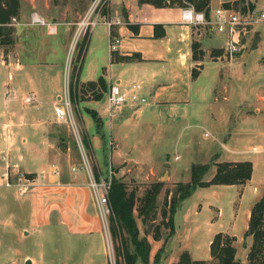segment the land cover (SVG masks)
<instances>
[{"label": "crops", "instance_id": "0c3cea01", "mask_svg": "<svg viewBox=\"0 0 264 264\" xmlns=\"http://www.w3.org/2000/svg\"><path fill=\"white\" fill-rule=\"evenodd\" d=\"M165 1L166 4L159 7L140 0H106L104 14L101 15L98 23L87 27L86 31L84 30L87 32V36L81 62H79L78 81L80 84L97 81L99 78H103L105 81L106 90L103 92L102 98L99 100L90 99L83 105L84 110L87 108L95 111L102 120L101 134L105 137V147L104 149L99 147L101 134H98L96 126L92 133L89 132L90 123L87 124L84 138L92 152L95 150L97 154L103 152L108 154L111 163H119L121 160L133 162L134 156L131 147L124 148L122 144L125 139H131V136H133L132 139L137 136L140 139L143 133L150 131L151 127L155 126L171 128L194 126L200 123L204 127V137L208 138L204 147L208 149V164L211 169L215 171L217 162L250 161L252 163L251 176L246 182L238 185L240 187L239 200L243 196H248L250 199L243 216L239 217L238 201L236 205L232 206L227 217L225 209L221 206L209 204L215 208L211 221L222 223L220 224L222 230L212 232V237L207 242L208 256L196 259H210V241L214 234L221 232L235 238L233 242L236 250L235 257L239 261L238 264H244L252 242V237L245 235L250 211L254 203L264 194V126L261 116L257 115L261 110L254 106L252 113L253 110L251 111L250 108L253 105H243L245 107L239 105V108L237 105L236 110H233L222 102V100H226L225 91L220 92L222 100L214 99L213 89L221 81V79L219 80L220 76L217 78V75L215 80L210 81L211 85L206 91L207 104L198 108L194 105V101L203 93L201 91L194 93L193 85L203 76L205 68L208 67L206 63L211 62L215 65L222 59L238 61L244 57L248 49L250 51L258 50L260 52L259 60L264 62V25L258 24L248 29L241 36L242 49L240 53L234 59H230L223 52L227 40L223 46L215 45V34L221 33L211 31L213 34L208 32L210 36L205 35L196 39L201 35L200 32H196L199 29L198 26L180 23V9L183 6L175 3L169 4V0ZM232 1L210 0L209 11L211 13L217 7H225L224 3ZM259 1L264 4V0ZM244 2L245 4L253 3L257 7L261 6L254 0H244ZM31 11L27 4L20 1L17 20L11 25L13 27L12 42L8 45V49L0 48V65L7 70L6 78L4 74H0V156L2 151L8 149L10 166L14 167L13 169L17 168L16 170L28 178V182L24 184L25 188L22 190L26 196L25 199L20 203L10 200L8 207L4 210L7 214L4 213L3 216H0V264H107L103 243L106 234L88 186V178L83 170H71L72 165L78 162V153L73 139L69 136L67 126L62 125V129L54 127L53 131L47 128L43 129L46 119L43 118L42 112H37V115L32 114V120L29 122L28 114L12 109L13 99L22 87L28 86L29 93H34L35 98L42 94L46 95L50 98L52 105L60 95L62 87L65 56L60 58V64L63 67L62 74L58 70L57 74L47 81L51 86L45 89V94L38 85L34 74L29 71L30 66L38 62L26 61V58L33 52L34 48L31 44L35 39L39 40L38 42H43L46 53H55L56 35L64 37L59 45L64 53L69 44L72 29L59 27L55 22V24L51 22L55 26V32L51 33L45 25L30 24ZM104 19L110 22L119 21L111 26V33L120 39L117 49L113 53L109 50L110 29L103 22ZM155 24L163 26L164 35L162 37L154 36ZM130 25L135 28H131ZM41 27L45 30L44 34L41 32L42 37L32 40L30 38L32 28ZM224 35L227 38V35ZM193 39L199 42L200 48L204 51L201 57L194 58L193 56ZM212 48H216L214 51L216 56H212L214 61H210L207 55ZM130 55H133V58L128 61L116 59ZM10 58L17 62H13L9 66L7 61ZM46 59L39 60V63L42 62L48 67L57 63L55 58ZM194 68L197 69V72L196 76L192 77ZM221 68L223 67L221 66ZM40 82L43 86L44 82L42 80ZM113 83L119 84L122 89H129L133 85L140 84V93L146 97V102L140 105L123 104L117 112L109 117L107 105L101 106L99 101L106 98L107 89ZM36 108L38 109V105ZM8 113L9 116L6 118ZM1 116H3V120ZM28 123L33 125L36 131L38 128L40 131L42 129L40 136L35 137L37 143L30 142L25 149L31 157H34L33 163L25 162V152L20 146V144H27V139L20 132L25 129ZM55 123L61 124L56 121ZM153 131L152 128V133ZM7 134H10L9 137ZM150 135L151 139L152 134ZM58 141L65 144L64 151L56 145ZM109 141L114 143L112 149L108 148ZM135 146L136 141L133 142L132 147ZM253 147L256 148V151H252ZM260 153L262 155H259ZM25 164L33 167L25 170ZM52 164L55 165L58 173L54 172ZM165 165L170 166V162ZM2 166L3 163L0 160V171ZM150 172L153 173V167L150 168ZM28 174L31 176L28 177ZM163 174L162 177L167 176L173 182H180L172 178L168 170ZM0 204L5 205V202L0 199ZM16 205H20L17 211L13 209ZM8 209L11 212H8ZM22 209L25 212V218L21 228L22 235L19 238L32 235L36 237L42 233H45L49 238L54 235L52 230L63 227L68 235L85 239L92 238V241L96 240L98 245H90V248L87 246L83 251L84 259L80 263L70 261L68 254L64 255L62 260L61 258L50 259L41 250L34 253L37 257L32 256L31 253L20 252L10 244L7 245L5 235L13 228L11 222L18 218ZM2 211L0 214L3 213ZM239 218L241 227L237 230L235 224ZM138 228H140L139 225ZM31 232L32 234H30ZM139 232L140 237L145 236L150 244L149 264H154L155 255L159 250H161V255L155 264L176 262L183 251L176 259L167 253L165 246L175 232L165 242L162 238L155 239L151 232L146 234L143 230H139ZM191 258L194 259L192 256Z\"/></svg>", "mask_w": 264, "mask_h": 264}, {"label": "rangeland", "instance_id": "374dc122", "mask_svg": "<svg viewBox=\"0 0 264 264\" xmlns=\"http://www.w3.org/2000/svg\"><path fill=\"white\" fill-rule=\"evenodd\" d=\"M20 1L27 4V6L30 7V11H36L44 16L46 21L55 22L59 27L61 26L66 29H72V35L70 36L69 44L66 47L65 52L63 53L64 50L59 46L61 45V40L64 39V37L56 35V39L54 40V43L56 44V52L48 54L44 51L45 45L43 42H38L39 40L36 41L35 39L37 37H42L41 34H44V28H32L30 38L32 40L35 39L31 44L34 49L30 56L26 58V61L30 60L31 62H38L30 66L29 71L34 74L38 85L43 89L45 94V89L51 86L47 83V81L50 80L54 74H57L58 70H60L62 74L63 67L60 64L61 57L65 56L63 75L67 64L70 66V73L74 66L78 65L79 57L82 53V43L83 40L86 39L87 32H85V30L78 35L77 24L89 12L95 0H19V3ZM254 1H256L259 5H262V1ZM229 3L235 10H241L243 9L242 7H246L247 4H253H245L244 0H233ZM105 4L106 0H99L96 10L98 12H102ZM198 28L199 29L195 30L198 33L200 32L201 35L196 39H200L205 35L210 36L209 33L213 34V32L209 31L208 27L204 25H200ZM215 39V45L222 46L225 45L227 40L224 34H215ZM193 42L196 43V46L193 49L195 58H197V56L201 57V55L204 54V51L200 48L199 42L194 39ZM0 48L8 49L9 47L0 46ZM215 49L216 48H212V50L208 51L207 55L209 56L208 58L210 61L215 60L213 59V57L216 56L214 55ZM259 54L260 52L258 50L250 51L248 49L241 60L227 61L222 59V61L217 62L215 65L211 62L206 63L208 67L205 68L203 76L200 77L193 85L194 93L197 91H201L203 93L201 97H197L198 99L194 101V105L200 108L202 105L207 104L208 97L206 96V91L209 89V85H211L210 81L215 80L217 75V78L220 76L219 80L221 79V81L220 84L215 85L213 89L214 99L217 98L222 100L223 98L220 97V92L225 91L226 100H222V102L224 105H228L233 108V110H236L237 105L238 108L239 105H242V107H245L243 105H253L250 108L251 111L253 110V113L254 106L259 107L261 111L258 112L257 115L261 116V122L264 126V62L259 60ZM48 56H51L50 58H55L57 63L55 65H50V67L46 66L42 62L39 63V60H45L46 58L50 59ZM33 59L35 60L32 61ZM221 66L223 68H221ZM220 68L221 70L219 71ZM195 70L197 71V69ZM0 74H4L5 78L7 76V70L1 65ZM41 80L44 82L43 86H41ZM62 89L63 79L59 94H62ZM28 93V86L19 89L16 97L13 99V103L11 104L13 105L12 109L28 114L29 122L32 120V114L37 115V112H42L43 118L46 119L45 125L42 127L43 129L47 128L51 131L55 130L54 127L62 129L64 124L59 125L55 123L54 108L50 98L46 95L43 96L42 94L36 98V103L32 102L24 104L22 103L21 98L23 95ZM70 99L73 107V114L78 123L79 131L86 149L89 165L96 181L103 178L121 180L125 182L129 189L136 188L139 198L143 195L145 189L150 183L154 181L163 182L159 196L157 195L156 199L157 209L154 223H159L161 221V209L165 208L166 211L168 210V207L164 205V200L167 197L168 199L170 198L172 192L175 191L178 184L177 182H173L171 179L169 180L167 176L162 177V175H164L163 172L168 170L170 171L172 178L179 180L181 183H186L190 181V169L192 164L209 163V158L207 156L208 149L204 147V143H206V139L208 138L204 137V127H202L200 123L194 126H178L171 128H168V126L151 127V130L143 133L140 139H138V136L137 138L132 139L133 136H131V139H125L122 143L124 148L126 146L131 147L132 155L134 156L133 162L121 160L119 163H111L108 154L104 152L97 154L95 150L92 152V149L86 143L84 138L88 127L87 124L90 123L89 132L91 133L93 132L95 126V121L91 115L84 110L83 106L86 101L91 99L89 92L83 94L80 90V85H78L77 88L72 86L70 89ZM105 99L106 98L101 99V101H99V105L105 107L107 105ZM36 105H38V109L36 108ZM8 116L9 113L6 115V118ZM1 117L3 120V116ZM52 120L53 122H51ZM34 128L35 127L33 125L28 123L25 129L20 132L27 139V144H20L25 152L26 163H33L34 157H31L25 149L30 142L37 143V138L35 137H39L42 131V129L40 131L39 128L36 131ZM152 128L154 129L153 133ZM150 134H152L151 139ZM69 136L72 138L70 132ZM100 139L101 141H99V147L104 149L105 137L101 136ZM134 141H136V146L132 147ZM58 144L56 145L58 146ZM259 155H262V153ZM167 162H170V166L165 165ZM32 167L30 165H24L25 170ZM152 167L153 173L150 172V168ZM13 168L14 167L9 168L10 178L12 182H16V177L23 174L19 170H16L17 168ZM213 174L214 170L211 169L209 165V168L203 175L202 180H209ZM24 188L25 185L0 186V199L5 202V205L0 204V211L3 210V213H1L0 216H3L4 213L7 214L4 210L8 207L10 200H15L20 203V201L25 199L26 196L22 193ZM239 188L240 187L238 185H211L208 187H196L189 197L180 201L176 207L175 213L173 214V223L176 231L165 246L169 256L176 259L179 253L183 250L188 251L194 259L206 258L209 254L207 242L209 238L212 237V232L222 230L220 225L222 223L211 221L215 208L209 206V204H215L219 207L221 206L225 209L227 217L230 210L233 208L232 206L236 205L238 201V212L239 217L241 218L248 202H250V199H248V196H243L241 200H239ZM18 208H20V205L13 207L15 211H17ZM8 212L11 211L9 210ZM134 215L137 225L141 228H139V230H143L146 234L148 231L147 226H144L141 218L137 215L136 210L134 211ZM24 218L25 212L22 209L19 212L18 218L11 222L13 228H11L5 235V242L7 245L10 244L13 248H16L20 252L31 253L32 256L37 257L34 253L40 252L41 250V252H43L45 256L48 255L50 259L61 258L62 260L64 255L68 254L70 261L80 263V261L84 259L83 251L86 250V247L89 246L90 248V245H98V242L96 240L92 241V238L85 239L68 235L63 227L52 230L51 232H53L54 235H51L49 238L45 233L39 234L36 237L32 235L27 236L26 238H19V236L21 237L22 235L21 228L24 223ZM240 218L235 224V229L237 230L241 227ZM154 223L149 222L148 225L152 227ZM28 230L31 231V229ZM30 234H32V232ZM103 243L106 252V263L111 264V261H114V255L112 256L111 253V257L108 256L109 251L111 252L110 237L105 239V241L103 240ZM136 264L144 263L138 259ZM157 264H163V262Z\"/></svg>", "mask_w": 264, "mask_h": 264}, {"label": "trees", "instance_id": "16d2710c", "mask_svg": "<svg viewBox=\"0 0 264 264\" xmlns=\"http://www.w3.org/2000/svg\"><path fill=\"white\" fill-rule=\"evenodd\" d=\"M141 2H150L156 6L166 4L165 0H140ZM210 0H169V4L177 5H192L196 10H203L206 15L209 14ZM227 8H233L229 2L224 3ZM255 4L246 5L239 10L245 12L247 8H253ZM19 0H0V46H8L12 42L13 27L9 25L10 19L17 16L19 13ZM104 8L101 14H104ZM131 28H135L130 25ZM154 36L156 38L164 35L162 25H154ZM85 40L82 43V51L85 45ZM196 43H192V49ZM113 53V52H112ZM80 55V54H79ZM134 55V54H133ZM133 55L121 56L116 59L131 60ZM193 56L194 50H193ZM82 53L79 57V62ZM79 63L74 66L71 71V85L77 88L80 85V90L83 94L89 92L91 99L99 100L102 98L103 92L106 90V84L103 78L97 81H88L84 84H79L78 71ZM196 70H192V77L196 76ZM86 111L95 121L96 130L101 134L102 120L97 116L95 111L86 108ZM101 136H104L101 134ZM74 143V141H73ZM61 150H65L66 146L61 141L58 144ZM75 146V143H74ZM76 147V146H75ZM77 150V149H76ZM209 168V164H192L190 173V181L186 183L179 182L175 191L172 192L170 198L164 200V205L168 207L161 209L162 219L159 223H154L157 209V195L159 194L163 182L154 181L148 185L140 198L136 188L129 189L125 182L121 180H112L111 189L109 191V207L110 214L108 216V229L111 240V245L114 253L115 264H136L140 259L144 264H149L150 244L147 238L140 237L139 228L135 219L134 211L141 218L144 226H147V232H151L155 239L162 238L164 242L175 232L173 223V214L175 213L178 203L189 197L196 187H208L211 185H240L246 182L252 173V163L250 161L238 162H217L215 163V171L209 180H202L203 175ZM31 176L30 174L27 175ZM169 195V193H168ZM138 202V204H137ZM154 223L152 227L148 224ZM163 229H162V228ZM163 230V231H162ZM245 235L252 237V242L247 254V259L244 264H264V194L254 203L251 208L248 228ZM234 237L228 234L218 232L214 234L210 241L209 260L192 259L188 251H182L176 262L171 264H238L239 261L235 257V247L233 245ZM161 255L159 250L154 259L158 262Z\"/></svg>", "mask_w": 264, "mask_h": 264}, {"label": "built area", "instance_id": "2783aa9c", "mask_svg": "<svg viewBox=\"0 0 264 264\" xmlns=\"http://www.w3.org/2000/svg\"><path fill=\"white\" fill-rule=\"evenodd\" d=\"M98 2L99 0L94 1L89 12L77 24L78 35H80V33H82L87 27L98 23L99 18L102 15L101 12L96 10ZM16 20V16L11 17L9 25L14 24ZM29 20L30 24L45 25L49 32H55V26L51 22L46 21V19L36 11L31 12ZM103 22L110 29L109 50L113 52L117 49L120 39L118 36H114L111 33V26L114 23H119V21L110 22L104 19ZM180 23L192 26L204 25L208 27L210 31L226 34L227 42L223 48V52L228 58L234 59L242 49L241 36L246 33L248 29L255 25H264V4L259 7L255 5L253 8H247L245 12L235 10L233 8L217 7L213 9L211 13L209 12L208 15H206L204 11L196 10L192 5L188 4L181 7L180 9ZM7 62V64L10 66L11 63L17 61L10 58ZM72 86L70 66L67 64L63 75L62 94H60L53 103L54 117L56 122L66 125L68 131L72 135V139L75 143L78 153V162L72 165L71 170H83L86 174L88 178V186L91 190V195L95 202L99 217L102 221L107 239L110 237L108 229V216L110 214L109 191L111 189L113 179L103 178L99 181H96L93 176L86 149L79 131V126L73 114V107L70 99V89ZM140 89V84L133 85L129 89H122L121 86L116 83L109 85L106 92V103L109 117L117 112L123 104L140 105L145 103L146 97L140 93ZM21 100L24 104L36 102L35 95L31 92L23 95ZM9 135L10 134H7V137H9ZM113 146L114 143L109 141L108 148L112 149ZM252 151H256V148L253 147ZM0 160L3 163L0 171V186L24 185L28 182V178L25 175H18L16 177V182L11 181L9 170L11 166L9 163L8 149L2 151ZM51 167L55 173H58V170L54 164H52ZM111 253L113 256L114 253L112 245L111 252L109 251L108 256L111 257ZM111 264H115V260L113 262L111 261Z\"/></svg>", "mask_w": 264, "mask_h": 264}]
</instances>
